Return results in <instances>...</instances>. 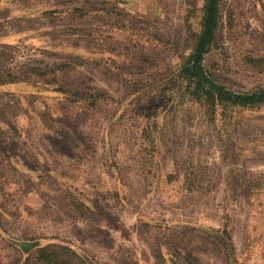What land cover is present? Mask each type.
Instances as JSON below:
<instances>
[{
	"label": "rangeland",
	"instance_id": "rangeland-1",
	"mask_svg": "<svg viewBox=\"0 0 264 264\" xmlns=\"http://www.w3.org/2000/svg\"><path fill=\"white\" fill-rule=\"evenodd\" d=\"M219 5L206 71L264 89V0ZM203 6L0 0L17 76L0 84V264L25 241L75 264H264V104L209 106L181 73Z\"/></svg>",
	"mask_w": 264,
	"mask_h": 264
},
{
	"label": "trees",
	"instance_id": "trees-1",
	"mask_svg": "<svg viewBox=\"0 0 264 264\" xmlns=\"http://www.w3.org/2000/svg\"><path fill=\"white\" fill-rule=\"evenodd\" d=\"M220 0H204L201 32L197 36L193 53L182 67L181 73L187 81L188 89H193L194 96L207 102L209 106L219 103H231L242 106H256L264 104V89L252 92H236L219 84L209 76L203 64L206 53L215 42L216 33L221 20ZM78 10V9H77ZM76 10V11H77ZM78 11H83L80 9ZM84 12V11H83ZM17 76L0 73V84L16 81ZM223 235L230 234L225 226ZM21 250L28 253L23 264H75L66 254L84 260L76 251L64 245L40 246L32 242H22Z\"/></svg>",
	"mask_w": 264,
	"mask_h": 264
}]
</instances>
